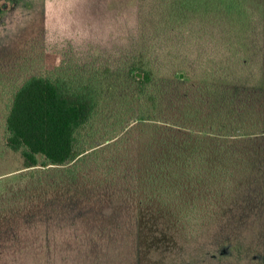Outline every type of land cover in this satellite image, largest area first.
Returning a JSON list of instances; mask_svg holds the SVG:
<instances>
[{
	"label": "rangeland",
	"instance_id": "374dc122",
	"mask_svg": "<svg viewBox=\"0 0 264 264\" xmlns=\"http://www.w3.org/2000/svg\"><path fill=\"white\" fill-rule=\"evenodd\" d=\"M173 1L0 0V264H264V0L250 8L247 29L181 14ZM196 42L205 45L200 56ZM217 43L227 49V111L239 91L250 112L244 128L254 133L257 124L263 136L244 146L260 176L241 183L234 199L220 201L218 216L206 219L146 198L151 122L143 119L176 122L185 134L212 122L210 107L220 101L198 91L219 81L209 69L222 67ZM189 44L191 54L179 51ZM235 47L246 62L236 61ZM141 51L201 60L191 78L174 84L176 106L165 98L155 113L151 104L141 113L135 84L119 77ZM94 73L102 94L78 134L77 158L25 168L5 141L11 94L33 76Z\"/></svg>",
	"mask_w": 264,
	"mask_h": 264
},
{
	"label": "trees",
	"instance_id": "16d2710c",
	"mask_svg": "<svg viewBox=\"0 0 264 264\" xmlns=\"http://www.w3.org/2000/svg\"><path fill=\"white\" fill-rule=\"evenodd\" d=\"M256 3L257 0H174L172 7L181 14L195 12L198 17L201 15V21L211 16L219 26L226 20L227 28L230 25L234 29H247L250 8ZM199 11L208 13L200 14ZM190 45L179 51L187 50L191 54L193 46ZM202 48L205 45L196 42V55L200 56ZM214 48H220L222 67L215 71L209 69L213 72L211 76L219 81L215 82V87L206 84L198 91L205 94L204 98L212 94L220 101L210 107L215 117L212 122L204 124L199 132L191 130L185 134L181 132L184 127L176 128V122L162 125L150 118L143 119L151 122L144 158L147 180L141 188L146 198L163 205H175L187 216L206 215V219L218 216L221 204L234 199L235 189L241 183L247 180L253 183L257 175L260 176L258 170L251 171L253 158L244 146L263 136L257 124L253 125L256 127L252 130L254 133L244 128V120L250 112L239 91H234L229 101L231 110L227 111L230 91L226 88L225 56L222 54L227 50L226 44L217 43ZM242 51L241 47H235L237 62H242ZM183 56L176 53L152 59L141 51L127 62L129 71L125 75L120 73L119 77L135 84L143 116L148 113V104L155 113L158 103L164 104L165 98L176 106L180 97L174 84L191 78L196 62H201L193 55ZM96 81L95 73L89 78L81 75L33 76L11 94L6 106L5 141L10 151L21 155L25 168L59 166L77 158L78 134L95 116L102 94ZM189 195L194 198L192 203H189ZM185 206L191 207L187 210Z\"/></svg>",
	"mask_w": 264,
	"mask_h": 264
}]
</instances>
